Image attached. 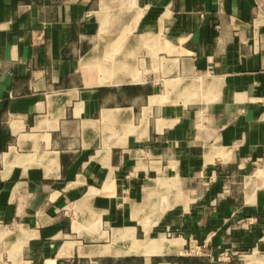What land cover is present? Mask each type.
Listing matches in <instances>:
<instances>
[{"label": "crops", "instance_id": "1", "mask_svg": "<svg viewBox=\"0 0 264 264\" xmlns=\"http://www.w3.org/2000/svg\"><path fill=\"white\" fill-rule=\"evenodd\" d=\"M0 264H264V0H0Z\"/></svg>", "mask_w": 264, "mask_h": 264}, {"label": "built area", "instance_id": "2", "mask_svg": "<svg viewBox=\"0 0 264 264\" xmlns=\"http://www.w3.org/2000/svg\"><path fill=\"white\" fill-rule=\"evenodd\" d=\"M184 253L187 255L203 256V255H208L210 251L206 249L205 244L199 243L194 238H189V240L185 245ZM236 254H237L236 251H233L232 249H224L218 253L217 259L218 260L230 259Z\"/></svg>", "mask_w": 264, "mask_h": 264}]
</instances>
